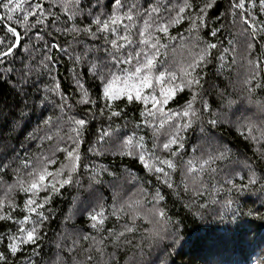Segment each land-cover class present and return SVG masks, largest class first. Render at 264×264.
Returning a JSON list of instances; mask_svg holds the SVG:
<instances>
[{
    "label": "snow or ice",
    "instance_id": "1",
    "mask_svg": "<svg viewBox=\"0 0 264 264\" xmlns=\"http://www.w3.org/2000/svg\"><path fill=\"white\" fill-rule=\"evenodd\" d=\"M216 3L0 0V82L22 97L43 82L39 102L55 109L27 137L35 153L0 154V264H146L162 241H179L170 194L182 192L196 215L210 200L234 217L243 214L241 194H264V0H228L210 17ZM68 62L74 101L59 81ZM218 128L251 155L234 151ZM108 157L138 163L147 179L97 162ZM74 185L50 238L51 205Z\"/></svg>",
    "mask_w": 264,
    "mask_h": 264
},
{
    "label": "trees",
    "instance_id": "2",
    "mask_svg": "<svg viewBox=\"0 0 264 264\" xmlns=\"http://www.w3.org/2000/svg\"><path fill=\"white\" fill-rule=\"evenodd\" d=\"M227 7L228 0H217L215 7L210 10L209 16H215ZM227 35L228 32L224 31L223 36ZM70 68V62L60 65L59 81L62 88L71 95L72 101H74L76 96L72 89L71 72L66 71ZM227 75L228 73L225 72V79ZM209 83H220V79L215 75H210ZM42 84L43 82L39 86L30 85L27 89V97H22L8 83L0 82V154L11 155L13 149L21 156L37 151V144H33L27 137L37 128L44 116L52 115L55 112L51 104L41 105L39 102L41 96L36 88L42 87ZM221 87H223L222 83ZM187 95V93L178 95L170 107L175 108L182 104ZM22 99L27 100L28 107L23 108L26 115L21 121ZM212 101L215 108L219 102L218 98L213 96ZM128 115L130 118L134 115L131 107ZM17 122L19 123L17 124ZM100 126L99 118L91 122L87 130L88 137L94 138ZM189 135L191 137V134ZM216 135L221 137L223 142L231 145L234 151H239L242 155H251L245 142L237 138L230 129L218 128ZM191 138L194 139V137ZM87 146V142H85L82 150ZM2 158L3 156L0 155V159ZM97 162L113 167L126 164L141 177H145L140 165L130 159L122 162V158L108 157L106 160L98 158ZM4 179L7 180L8 177L5 176ZM145 179L147 178L145 177ZM174 179L178 182L179 175L174 176ZM150 187H155L154 180ZM101 191L105 196L109 195L107 191L103 189ZM76 194L74 185L72 188H65L63 195L54 199L51 209L55 219L51 220L48 226L50 238L57 231L62 215L69 211ZM22 200L23 196L17 197L18 203H22ZM238 201L243 213L239 217H234L231 209L213 205L210 200L208 207L202 210L201 214L196 215L194 214L195 208L189 211L184 207L187 201L182 192L180 196L175 193L170 194L166 202L167 209L173 219L181 221L178 226L179 241L170 247L167 246L170 244L169 240L162 241L156 249L146 253L144 258L146 264H162V262L163 264H260V260L264 259V219L258 218L255 213L258 211L264 214V194L249 191L241 194ZM249 210H252V215L247 214ZM15 215L20 216L22 213L17 212ZM82 224V218L78 219L77 226ZM44 250L47 251V247Z\"/></svg>",
    "mask_w": 264,
    "mask_h": 264
}]
</instances>
